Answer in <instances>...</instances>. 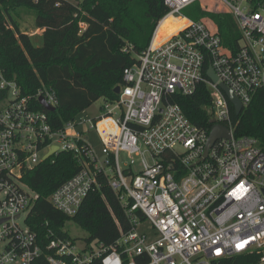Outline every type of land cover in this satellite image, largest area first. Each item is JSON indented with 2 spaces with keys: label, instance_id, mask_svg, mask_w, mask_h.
Returning <instances> with one entry per match:
<instances>
[{
  "label": "built area",
  "instance_id": "built-area-1",
  "mask_svg": "<svg viewBox=\"0 0 264 264\" xmlns=\"http://www.w3.org/2000/svg\"><path fill=\"white\" fill-rule=\"evenodd\" d=\"M202 1L164 0L149 45L124 70L117 99L105 100L90 125L101 137L103 159L74 131L75 118L62 127L51 123L40 98L57 109L53 87L23 95L0 69V264H264V149L257 135L235 133L233 104L220 87L228 85L243 110L264 89V0H219L238 24L236 50L208 22L184 14ZM169 18L190 23L158 44ZM207 59L215 82L204 74ZM202 83L210 90L212 127L230 130L206 157L212 127L194 124L172 100L176 93L194 94ZM61 151L73 152L81 169L48 201L74 216L104 175L132 226L115 244L56 237L45 254L27 221L41 196L23 177ZM122 151L130 158L124 166Z\"/></svg>",
  "mask_w": 264,
  "mask_h": 264
},
{
  "label": "trees",
  "instance_id": "trees-1",
  "mask_svg": "<svg viewBox=\"0 0 264 264\" xmlns=\"http://www.w3.org/2000/svg\"><path fill=\"white\" fill-rule=\"evenodd\" d=\"M27 12L37 27L45 28L41 44L24 32L14 14ZM164 0H0V69L15 80L23 95H34L42 85L53 87L58 98L55 111H47L51 123L62 127L100 98L115 100L117 86L125 84L124 70L134 65L149 45L153 31L165 13ZM195 20L214 21L211 27L229 49L236 50L241 33L231 12L206 10L197 2L184 11ZM183 18L165 20L156 43L165 41L186 25ZM173 33V34H172ZM171 35V36H170ZM211 64L206 60L204 74ZM173 102L201 128L212 127L211 97L206 83L194 94L176 93ZM36 107L42 109L38 99ZM235 133L255 134L264 149V89L258 90L240 113L232 105ZM81 169L77 156L61 151L24 171V181L40 194L27 221L45 254L53 238L75 240L65 225L74 221L88 232V242L107 246L131 229L126 210L104 175L85 198L78 213L68 216L47 197ZM142 219L144 217L141 216ZM92 264H102L95 261Z\"/></svg>",
  "mask_w": 264,
  "mask_h": 264
},
{
  "label": "rangeland",
  "instance_id": "rangeland-1",
  "mask_svg": "<svg viewBox=\"0 0 264 264\" xmlns=\"http://www.w3.org/2000/svg\"><path fill=\"white\" fill-rule=\"evenodd\" d=\"M199 4L202 8L208 11L211 10V11L229 12L228 7L224 5V3L220 2L219 0H203ZM185 15L188 16L187 14ZM32 16H33L32 14H29L24 11L21 12L20 16H17V14H14L15 19L18 21L21 27L28 32H31L35 29V24H34ZM209 24L213 26L214 21L213 20L210 21ZM38 38L39 37H33V41L37 45L41 43L40 41H38ZM104 102H105L104 98H100L88 109L76 115L74 122H73V123H77L74 126V131L77 133L83 132L84 137L90 143L93 151L97 154V156L100 159H103L105 157V154L103 153V143H102L101 137L99 133L97 132V130L95 128H90V125H92L94 117H96L97 115H100L101 108L104 105ZM4 104H5V101H0V108L3 107ZM177 150L180 153L183 152V148L181 147L177 148ZM120 156H121L123 166L125 165L126 162H129L130 158L126 152L122 151ZM21 222L22 221L20 220V223ZM148 226L149 224L147 222L144 223V227H148ZM64 229L77 241L78 244H83L85 239L88 237V232L74 221H68Z\"/></svg>",
  "mask_w": 264,
  "mask_h": 264
},
{
  "label": "water",
  "instance_id": "water-1",
  "mask_svg": "<svg viewBox=\"0 0 264 264\" xmlns=\"http://www.w3.org/2000/svg\"><path fill=\"white\" fill-rule=\"evenodd\" d=\"M207 76L213 81H217L218 77L214 71V68L212 65L209 66L208 70H207ZM220 87L225 91L226 95L228 96V98L230 99L231 103L234 105L236 114H240L243 110V104L242 101L240 100V98L235 94V92L225 83H220ZM120 86H117L115 88V93L119 94L120 93ZM40 103L41 105L50 111H55L56 108L50 106L44 97L40 98ZM230 136V130L220 124H216L213 125L211 133H210V137L207 143V147H206V152H205V157L208 155V152L210 150V148L212 147V145L214 144V142L221 137H229ZM57 150V147L55 146L51 152H49V154L46 155L45 159H47L48 157H50L55 151Z\"/></svg>",
  "mask_w": 264,
  "mask_h": 264
},
{
  "label": "crops",
  "instance_id": "crops-1",
  "mask_svg": "<svg viewBox=\"0 0 264 264\" xmlns=\"http://www.w3.org/2000/svg\"><path fill=\"white\" fill-rule=\"evenodd\" d=\"M32 18H33V21H34V24H35V29H34L33 31L28 32V31L24 30V29L21 27V25H20V28H21L22 31L28 33L29 35H31V36H33V37H39V38H38V41L42 42V35H43L44 31L39 30L40 28L37 27V26H36V23H35V17L32 16ZM40 42H39V43H40ZM40 44H41V43H40Z\"/></svg>",
  "mask_w": 264,
  "mask_h": 264
},
{
  "label": "bare ground",
  "instance_id": "bare-ground-1",
  "mask_svg": "<svg viewBox=\"0 0 264 264\" xmlns=\"http://www.w3.org/2000/svg\"><path fill=\"white\" fill-rule=\"evenodd\" d=\"M183 19H185L186 21H187V23H186V25L185 26H187L189 23H190V21L187 19V18H183ZM184 26V27H185Z\"/></svg>",
  "mask_w": 264,
  "mask_h": 264
}]
</instances>
